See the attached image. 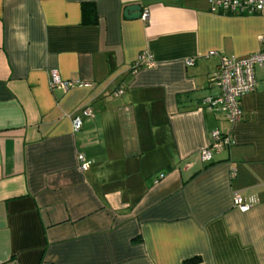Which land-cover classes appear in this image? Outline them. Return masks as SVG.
<instances>
[{"label":"crops","instance_id":"0c3cea01","mask_svg":"<svg viewBox=\"0 0 264 264\" xmlns=\"http://www.w3.org/2000/svg\"><path fill=\"white\" fill-rule=\"evenodd\" d=\"M263 33L209 0H0V264H264V63L239 122L204 104ZM213 130L232 144L202 161Z\"/></svg>","mask_w":264,"mask_h":264},{"label":"built area","instance_id":"2783aa9c","mask_svg":"<svg viewBox=\"0 0 264 264\" xmlns=\"http://www.w3.org/2000/svg\"><path fill=\"white\" fill-rule=\"evenodd\" d=\"M210 11L222 12L229 14L251 15L262 14L264 16V0H209ZM144 20L147 19L148 13L145 11L141 15ZM261 48L249 54L245 58L224 57L220 62L211 80L217 87L218 91L214 95L205 97L204 104L206 107L221 114L227 121L236 123L241 120L242 111L240 108V97L244 94L254 91L256 80L254 77V67L257 64L264 63V33L259 36ZM154 64L153 59L146 52H142L133 64V68L140 66L150 67ZM186 64H193L192 59L186 60ZM86 81L63 79L57 70L49 72V87L51 89L67 90L75 86H87ZM121 91H117L118 95ZM81 115L90 117L92 115L89 106L85 105L81 109ZM82 121L80 116L72 118V127L74 131L80 130ZM232 144L230 133H221L219 130H213L207 144L199 150V158L202 161L212 159L214 152H218L223 146ZM81 169H86L92 163L87 160L81 153L77 155ZM162 175L156 177L155 182L160 180ZM234 204L240 211H246L250 204L243 203L239 196L234 197Z\"/></svg>","mask_w":264,"mask_h":264},{"label":"trees","instance_id":"16d2710c","mask_svg":"<svg viewBox=\"0 0 264 264\" xmlns=\"http://www.w3.org/2000/svg\"><path fill=\"white\" fill-rule=\"evenodd\" d=\"M81 20L83 24H95L97 22L96 12H95V8L93 5L89 3L82 4Z\"/></svg>","mask_w":264,"mask_h":264},{"label":"water","instance_id":"95a60500","mask_svg":"<svg viewBox=\"0 0 264 264\" xmlns=\"http://www.w3.org/2000/svg\"><path fill=\"white\" fill-rule=\"evenodd\" d=\"M130 13V14H128ZM124 15L127 18H138L140 16V8L137 5L128 6L125 11Z\"/></svg>","mask_w":264,"mask_h":264}]
</instances>
